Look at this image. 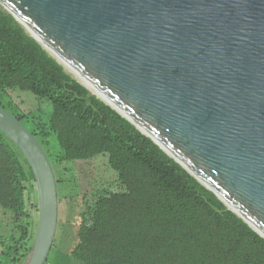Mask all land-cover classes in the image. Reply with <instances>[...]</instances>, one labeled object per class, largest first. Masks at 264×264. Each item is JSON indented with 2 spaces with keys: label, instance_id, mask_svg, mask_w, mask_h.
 <instances>
[{
  "label": "water",
  "instance_id": "water-1",
  "mask_svg": "<svg viewBox=\"0 0 264 264\" xmlns=\"http://www.w3.org/2000/svg\"><path fill=\"white\" fill-rule=\"evenodd\" d=\"M0 7L264 239V0H0ZM0 132L25 158L37 190L36 231L22 264H45L57 226L51 164L2 107Z\"/></svg>",
  "mask_w": 264,
  "mask_h": 264
},
{
  "label": "trees",
  "instance_id": "trees-1",
  "mask_svg": "<svg viewBox=\"0 0 264 264\" xmlns=\"http://www.w3.org/2000/svg\"><path fill=\"white\" fill-rule=\"evenodd\" d=\"M12 91L37 99L36 110L12 115L45 146L54 136V166L106 156L116 174L107 185L88 181L78 194L68 257L79 264H264V239L66 74L0 7V107L10 112L3 95ZM63 169L56 186L65 181ZM0 212L11 215L18 233L9 239L7 263L22 264L36 230L37 190L25 158L1 132Z\"/></svg>",
  "mask_w": 264,
  "mask_h": 264
},
{
  "label": "rangeland",
  "instance_id": "rangeland-1",
  "mask_svg": "<svg viewBox=\"0 0 264 264\" xmlns=\"http://www.w3.org/2000/svg\"><path fill=\"white\" fill-rule=\"evenodd\" d=\"M3 100L4 103H9L12 106L11 112L10 110H6L11 115L12 113L18 115L26 111L30 113L29 111L37 109V104L39 106L37 99L26 92H7L3 95ZM39 110L43 111L44 109L39 107ZM44 111L47 112V110ZM32 113L37 115L35 112ZM19 121L28 130H31L30 125L23 119ZM36 140L51 163L55 180L58 179L57 170L63 172V168L67 169L65 176H62L65 180L63 185L57 184L56 186L58 199L57 226L45 264H79L74 259L68 257L70 249L75 244V229L80 209L78 194L83 190L84 185L88 181L94 180L101 185H107L115 180L116 174L107 167L106 156H97L85 162H65L57 168L52 164L50 158V155H53L57 150L60 151L54 136L49 138V146H45L38 138ZM35 231L34 229V235ZM17 236L18 233L14 229L11 215L0 212V264H8V257L6 255L8 251L6 250L8 246H11L10 243H12L9 239L11 237L16 238Z\"/></svg>",
  "mask_w": 264,
  "mask_h": 264
},
{
  "label": "bare ground",
  "instance_id": "bare-ground-1",
  "mask_svg": "<svg viewBox=\"0 0 264 264\" xmlns=\"http://www.w3.org/2000/svg\"><path fill=\"white\" fill-rule=\"evenodd\" d=\"M26 32H27V34H29L30 35V33L26 30ZM49 53V52H48ZM49 55L51 56V57H53L50 53H49ZM54 58V57H53ZM55 59V58H54ZM56 60V59H55ZM57 62H58V64L60 65V66H62V68H63V70L67 73V74H69V75H71V77L73 78V79H75L78 83H80L83 87H85L88 91H89V93L90 94H93V95H95V96H97L99 99H101L102 101H104L102 98H100L96 93H94L89 87H87L83 82H81L77 77H75L71 72H69L58 60H56ZM105 102V101H104ZM106 104H108L107 102H105ZM109 105V104H108ZM112 107V106H111Z\"/></svg>",
  "mask_w": 264,
  "mask_h": 264
}]
</instances>
